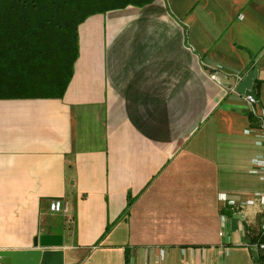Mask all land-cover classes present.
I'll list each match as a JSON object with an SVG mask.
<instances>
[{
	"label": "crops",
	"instance_id": "crops-1",
	"mask_svg": "<svg viewBox=\"0 0 264 264\" xmlns=\"http://www.w3.org/2000/svg\"><path fill=\"white\" fill-rule=\"evenodd\" d=\"M78 44L62 98L0 100V252L53 234L64 264H256L259 202L220 194L264 192V0L128 6ZM253 69L250 105L236 87Z\"/></svg>",
	"mask_w": 264,
	"mask_h": 264
},
{
	"label": "trees",
	"instance_id": "trees-1",
	"mask_svg": "<svg viewBox=\"0 0 264 264\" xmlns=\"http://www.w3.org/2000/svg\"><path fill=\"white\" fill-rule=\"evenodd\" d=\"M153 1L0 0V100L62 98L78 59L79 26L93 15Z\"/></svg>",
	"mask_w": 264,
	"mask_h": 264
},
{
	"label": "water",
	"instance_id": "water-1",
	"mask_svg": "<svg viewBox=\"0 0 264 264\" xmlns=\"http://www.w3.org/2000/svg\"><path fill=\"white\" fill-rule=\"evenodd\" d=\"M255 79L256 69H253L237 85L236 90L242 95L254 97ZM62 248L61 235L43 234L34 239L33 249L22 252H0V258L9 259L8 264H64Z\"/></svg>",
	"mask_w": 264,
	"mask_h": 264
},
{
	"label": "built area",
	"instance_id": "built-area-1",
	"mask_svg": "<svg viewBox=\"0 0 264 264\" xmlns=\"http://www.w3.org/2000/svg\"><path fill=\"white\" fill-rule=\"evenodd\" d=\"M206 70V73L211 80L217 82L218 84L221 83L219 76L223 72L222 69H220L219 67H207ZM235 80L240 81V78L235 77ZM230 90H233V88H230ZM246 100L250 105H254L256 103V99L251 95L246 96ZM255 134L257 138L264 143V123H261L259 129ZM255 166L256 169H254L252 172L262 173L264 176V159L256 161ZM220 199L230 207L250 206L253 205L256 200L259 202L261 206L259 219V235L257 241L253 245H251V249L253 250L255 256L260 257L263 260L264 264V192L256 193L253 197L244 201H240L239 203L233 200H227L225 194H220ZM49 210L52 213L68 214L70 211V204L67 201L55 199L49 203Z\"/></svg>",
	"mask_w": 264,
	"mask_h": 264
},
{
	"label": "rangeland",
	"instance_id": "rangeland-1",
	"mask_svg": "<svg viewBox=\"0 0 264 264\" xmlns=\"http://www.w3.org/2000/svg\"><path fill=\"white\" fill-rule=\"evenodd\" d=\"M256 203H257V202H256ZM254 207H255V206H254ZM250 217H251V216L248 214V215H247V219L249 220ZM253 224H254L253 226L257 228V221H256L254 218H253Z\"/></svg>",
	"mask_w": 264,
	"mask_h": 264
}]
</instances>
